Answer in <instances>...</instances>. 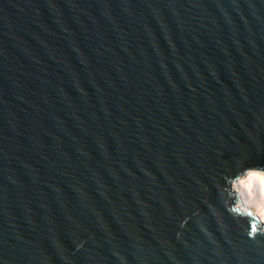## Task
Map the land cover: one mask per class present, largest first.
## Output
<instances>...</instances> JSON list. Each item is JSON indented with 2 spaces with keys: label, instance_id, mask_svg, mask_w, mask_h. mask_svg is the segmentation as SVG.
<instances>
[{
  "label": "water",
  "instance_id": "obj_1",
  "mask_svg": "<svg viewBox=\"0 0 264 264\" xmlns=\"http://www.w3.org/2000/svg\"><path fill=\"white\" fill-rule=\"evenodd\" d=\"M250 170L264 0H0V264H264Z\"/></svg>",
  "mask_w": 264,
  "mask_h": 264
},
{
  "label": "bare ground",
  "instance_id": "obj_2",
  "mask_svg": "<svg viewBox=\"0 0 264 264\" xmlns=\"http://www.w3.org/2000/svg\"><path fill=\"white\" fill-rule=\"evenodd\" d=\"M233 188L241 197L239 207L242 210L250 209L264 223V172L250 170L233 184Z\"/></svg>",
  "mask_w": 264,
  "mask_h": 264
},
{
  "label": "rangeland",
  "instance_id": "obj_3",
  "mask_svg": "<svg viewBox=\"0 0 264 264\" xmlns=\"http://www.w3.org/2000/svg\"><path fill=\"white\" fill-rule=\"evenodd\" d=\"M243 177L240 178V180L242 179Z\"/></svg>",
  "mask_w": 264,
  "mask_h": 264
}]
</instances>
